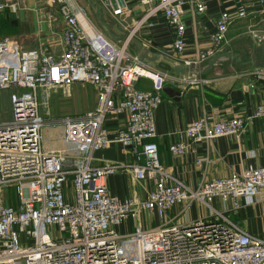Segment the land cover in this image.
Segmentation results:
<instances>
[{"label": "built area", "instance_id": "2783aa9c", "mask_svg": "<svg viewBox=\"0 0 264 264\" xmlns=\"http://www.w3.org/2000/svg\"><path fill=\"white\" fill-rule=\"evenodd\" d=\"M152 3L153 0H143ZM264 12V0H258ZM64 23L59 55L37 48H23L12 36H0V89L15 88L13 117L0 122V264H264V238L254 235L215 210L210 218L189 225L168 221L151 229L140 226L121 234L117 226L139 213L156 211L165 219L178 204L186 209L195 201L211 206L219 197L234 210L244 199L264 201V166H250L240 173L204 180L192 189L174 178L162 164L156 136L155 112L162 102L167 75L141 65L130 57V38L121 44L106 38L85 8L73 0H50ZM8 2L0 1V11ZM186 6L203 13L202 0H154L133 32L163 13L175 29L171 51L181 57L186 50ZM118 7L114 13H122ZM250 13L240 0L236 12H222L216 19L211 46L183 58L187 67L199 69L216 55L229 27ZM264 41V34L254 33ZM264 84V66L250 72ZM141 78L151 88L137 86ZM196 79L193 83H202ZM86 83L98 94L97 106L84 114L66 116L65 149L45 150L41 91ZM264 117L262 100L248 116L206 115L190 121L181 138L171 145L174 156L185 154L192 144L224 136L241 135L254 119ZM119 124L114 136L107 124ZM114 142L131 147L134 161L92 164L94 152ZM75 161V165L68 163ZM129 171L154 184L146 198L120 200L112 195L109 176ZM13 188L17 204H11L3 188Z\"/></svg>", "mask_w": 264, "mask_h": 264}, {"label": "crops", "instance_id": "0c3cea01", "mask_svg": "<svg viewBox=\"0 0 264 264\" xmlns=\"http://www.w3.org/2000/svg\"><path fill=\"white\" fill-rule=\"evenodd\" d=\"M0 1L8 2V6L0 11L1 37H15L21 47L26 49L43 44L46 51L55 55L61 53L64 23L56 8L49 5L50 0ZM73 1L86 9L91 21L104 32L107 39L121 44L130 38V57H138L141 65L147 69L167 75L162 102L155 112L156 136L152 140L158 145L160 161L174 178L196 189L204 180L240 173L250 166H264V117L250 122L241 135H224L210 142H195L182 156H174L170 150L190 121L206 115L221 118L248 116L254 113L262 100L264 84L250 74L262 63L260 49L264 41L254 36V33L264 34V12L258 0H244L249 5V15L236 20L229 27L226 41L216 53L231 56L220 57L212 65L210 61L214 55L197 70L187 67L183 58L194 55L198 50L210 48L216 19L222 12H236L240 0H202L206 4L203 13H195L193 7L186 6L183 15L186 50L181 57L171 51L175 29L163 13L150 18L153 25L146 22L133 32L136 23L146 14L154 0L152 3L143 0H114L115 7L111 0ZM97 2L101 3V19L95 6ZM118 7L123 8V11L115 14ZM196 79H202L203 82L193 83ZM138 85L150 89L151 81L141 78ZM69 90L71 97L63 93L52 96L55 102L63 100L66 103L64 110L67 115L60 119L84 114L97 106L98 94L90 84L74 83ZM12 91L16 89H0V122L9 121L13 117ZM107 126L111 136H114L119 124L109 121ZM42 139L45 145L44 137ZM46 146L48 150L65 149L63 134L51 143L47 142ZM106 161L133 162L131 147L114 142L110 147L94 152L93 165L101 166ZM75 163L71 161L68 166ZM108 186L111 194L120 200L146 198L154 188L152 181L139 180L129 171H119L109 176ZM185 206H174L167 211L165 219H161L156 211L139 213L137 217H129L117 226V230L121 234H128L134 232L137 226L147 230L166 221L189 225L200 218L212 217L213 207L242 229L264 238V201L258 197L244 199L237 210L219 197L212 201L211 206L199 201L193 202L187 209Z\"/></svg>", "mask_w": 264, "mask_h": 264}, {"label": "rangeland", "instance_id": "374dc122", "mask_svg": "<svg viewBox=\"0 0 264 264\" xmlns=\"http://www.w3.org/2000/svg\"><path fill=\"white\" fill-rule=\"evenodd\" d=\"M70 86H59L46 88L41 91L40 102H41V114L43 118L47 119V124H45L42 128V137H44V149L48 150L46 143H51L54 139L58 137H62L64 131V125L57 122V120H61L59 117L67 115L64 110L66 103L65 101L55 102L52 99L54 94L63 93L66 97H71ZM14 92H11V97ZM59 118V119H57ZM64 118V117H63ZM57 122V123H56ZM3 192L5 196H9L12 198L9 200L11 204L16 205L18 202L16 200V193L13 191V188H3Z\"/></svg>", "mask_w": 264, "mask_h": 264}, {"label": "water", "instance_id": "95a60500", "mask_svg": "<svg viewBox=\"0 0 264 264\" xmlns=\"http://www.w3.org/2000/svg\"><path fill=\"white\" fill-rule=\"evenodd\" d=\"M111 1L113 2V6L115 7V1L114 0ZM95 6L97 7V13L99 15V19H101L100 18L101 3L97 2L95 3ZM260 50H261V59H262L261 65L264 66V43L261 45ZM224 56H231V55L227 53L217 54L211 59L210 63L213 65L220 57H224Z\"/></svg>", "mask_w": 264, "mask_h": 264}, {"label": "trees", "instance_id": "16d2710c", "mask_svg": "<svg viewBox=\"0 0 264 264\" xmlns=\"http://www.w3.org/2000/svg\"><path fill=\"white\" fill-rule=\"evenodd\" d=\"M137 85H138V83H137ZM140 85H138V87H139ZM17 200V199H16Z\"/></svg>", "mask_w": 264, "mask_h": 264}]
</instances>
